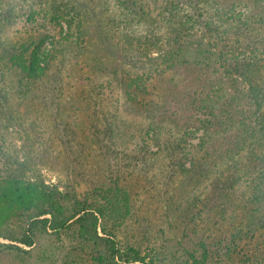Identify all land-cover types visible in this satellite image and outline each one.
Returning <instances> with one entry per match:
<instances>
[{"label":"rangeland","instance_id":"obj_1","mask_svg":"<svg viewBox=\"0 0 264 264\" xmlns=\"http://www.w3.org/2000/svg\"><path fill=\"white\" fill-rule=\"evenodd\" d=\"M135 2L0 0V18L11 13H6L9 24L0 25V42L16 45L19 60L35 51L42 64L46 55L53 54L51 71L61 70L60 79L45 81L30 95L34 116L45 135L53 137L50 151L60 160L40 164L37 171L46 183L74 187L83 197L95 196V187L117 181L129 195L131 213L106 227L116 234L121 250L140 253L143 259L137 264H194L195 259L206 264H264V215L249 214L233 199L251 194L250 183L240 173L253 146L215 159L212 170L218 173L212 171L210 177L225 172L234 177L215 188L218 196L213 201L207 198L214 189L210 180L197 175L205 173L211 158L204 150L215 139L209 132L206 146L200 145L205 137L200 118L216 95L232 93L223 84L230 69L219 59L223 55L231 61L238 54L240 36L233 32L228 36L233 16L225 7L229 1H174L189 27L186 39L197 47L202 42L191 55L209 50L213 58V73L208 70V75L215 86L193 81L183 66L167 69L165 58L178 48L172 12L163 0ZM248 2L241 1L235 10L247 13L252 1ZM57 3L72 9L61 13L57 6L51 7ZM127 76H141L145 82L135 100L127 96ZM9 131L19 148L18 133ZM56 133L69 138L70 144H62ZM196 165L197 174L192 171ZM221 191L224 198L230 194V203L228 197H220ZM98 230L102 234L100 224ZM0 264L99 263L71 233L49 231L39 235L30 253L0 250Z\"/></svg>","mask_w":264,"mask_h":264},{"label":"trees","instance_id":"obj_2","mask_svg":"<svg viewBox=\"0 0 264 264\" xmlns=\"http://www.w3.org/2000/svg\"><path fill=\"white\" fill-rule=\"evenodd\" d=\"M174 1L163 0L169 13L172 12L170 22L177 25L173 30L178 41L175 55L164 60L167 61V69L183 66L193 81L215 86L208 75V70L213 73V58L210 57L209 50L196 53V56L191 55V49L199 50L202 42L197 47L186 39L190 33L189 27L187 21L179 16ZM224 1H229L225 7L233 11L228 36L232 32L240 36L239 45L236 46L238 54L233 56V60L229 61L223 55L219 57L230 69L223 84L232 89V93L216 95L217 99L208 102L203 111L206 116L200 118V125L205 137L201 139L200 145L206 146V134L212 132L215 135V139L204 150L209 154L207 158L211 159L204 168V174L196 173L198 165L191 169L204 180H210L214 189L207 198L213 201L218 196L215 188L225 186L234 177L232 172L210 177L209 173L212 171L218 173L212 170L217 165L215 159L229 158L246 146H253L240 173L250 183L251 194L248 198L237 200L232 194V198L236 201V207L250 211L249 214L257 211L264 215V0H246L248 5V1L252 2L245 14L235 10V6L243 0ZM127 2L136 3L135 0ZM55 6L63 10L61 13L72 9L67 5L62 7L61 3L51 5L52 8ZM138 8L143 9V6ZM6 13L9 16L11 14L9 11L2 14V28L9 24ZM52 19L57 22L55 13L52 14ZM67 21L71 23V20ZM18 54L20 55V51L16 45L0 42V250L8 249L17 254L30 253L43 232L71 233L77 243L91 249L99 264H137L143 259L140 253L133 248L121 250L116 234L106 227V223L110 221L119 224L131 213L129 195L117 185V181L111 185L101 184L95 187V196L85 194L83 197L78 196L74 187L62 189L57 184L46 183L38 173V165H52L60 160L58 155L50 151L53 137L45 135L46 129L34 116L30 95L32 97V92L45 81L60 79L61 70L51 71L54 68V59L51 58L53 54L49 57L46 55L42 64L39 63L41 56L35 51L29 53L30 62L28 59H17ZM48 71L51 74H47ZM8 76L14 88L11 85L8 87ZM142 79L141 76H127V96L130 99L135 100L136 95L142 92L139 89L145 87ZM25 102L29 104L23 109L22 104ZM194 107L200 109V106ZM159 108L163 113V107ZM92 124L94 127L98 125ZM10 128L18 133L17 140L21 141L19 148L13 136H10ZM56 137L65 146L70 144L69 138L63 139V134L56 133ZM235 169L237 168L234 167L233 170ZM229 196L230 194H225V198L228 197L226 201L230 203ZM220 197L224 198L223 191L220 192ZM248 205L250 208L255 205L258 207L251 210ZM99 224L102 234L98 230ZM1 239L8 241L3 242ZM194 261V264H206L205 261Z\"/></svg>","mask_w":264,"mask_h":264}]
</instances>
